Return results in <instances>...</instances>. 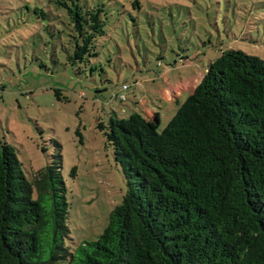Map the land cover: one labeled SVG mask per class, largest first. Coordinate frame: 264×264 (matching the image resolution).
<instances>
[{
    "label": "trees",
    "instance_id": "16d2710c",
    "mask_svg": "<svg viewBox=\"0 0 264 264\" xmlns=\"http://www.w3.org/2000/svg\"><path fill=\"white\" fill-rule=\"evenodd\" d=\"M51 2L67 18V61L90 62L105 4ZM98 127L128 186L77 249L61 155L28 179L0 142V264H264V59L222 50L161 130L137 111Z\"/></svg>",
    "mask_w": 264,
    "mask_h": 264
},
{
    "label": "rangeland",
    "instance_id": "374dc122",
    "mask_svg": "<svg viewBox=\"0 0 264 264\" xmlns=\"http://www.w3.org/2000/svg\"><path fill=\"white\" fill-rule=\"evenodd\" d=\"M87 1L105 4V34L90 62L73 65L62 9L0 0V142L15 147L28 179L61 155L72 249L103 232L128 186L99 122L134 111L150 119L146 100L161 130L192 92L185 86L179 104L170 103L169 85L194 86L228 48L264 59V0Z\"/></svg>",
    "mask_w": 264,
    "mask_h": 264
},
{
    "label": "crops",
    "instance_id": "0c3cea01",
    "mask_svg": "<svg viewBox=\"0 0 264 264\" xmlns=\"http://www.w3.org/2000/svg\"><path fill=\"white\" fill-rule=\"evenodd\" d=\"M201 74L203 76V73H201ZM202 76L198 77L199 79L196 80V81H195V78H194L195 83L198 84L200 82ZM197 84H195L194 86H192L189 81H179L178 84L169 85L165 89V91H164L163 94L166 97V100L168 102H170V103H176V104L178 103L179 104V100H180L181 94L183 93V91H185V86L187 88H192L191 89V91H192ZM143 101H144V103H142ZM143 101L141 102V104L144 105L145 111L148 112L150 114V116L152 117V118H150L148 120L152 123V125L158 126L159 123H160V116H159V114L157 112L150 111L149 108H148V106H147V101L146 100H143ZM152 101H154V99ZM144 115H145V112H144Z\"/></svg>",
    "mask_w": 264,
    "mask_h": 264
},
{
    "label": "built area",
    "instance_id": "2783aa9c",
    "mask_svg": "<svg viewBox=\"0 0 264 264\" xmlns=\"http://www.w3.org/2000/svg\"><path fill=\"white\" fill-rule=\"evenodd\" d=\"M123 89H126L127 88V86L126 85H123V87H122ZM120 97V99H124V96H119Z\"/></svg>",
    "mask_w": 264,
    "mask_h": 264
}]
</instances>
